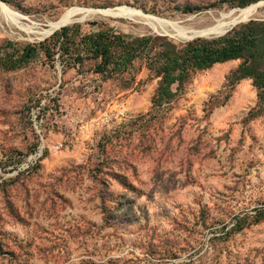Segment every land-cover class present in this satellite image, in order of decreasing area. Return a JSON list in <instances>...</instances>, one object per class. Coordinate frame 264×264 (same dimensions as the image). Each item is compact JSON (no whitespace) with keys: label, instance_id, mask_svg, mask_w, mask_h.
Returning a JSON list of instances; mask_svg holds the SVG:
<instances>
[{"label":"rangeland","instance_id":"374dc122","mask_svg":"<svg viewBox=\"0 0 264 264\" xmlns=\"http://www.w3.org/2000/svg\"><path fill=\"white\" fill-rule=\"evenodd\" d=\"M2 2L22 17L17 26L0 8L4 58L49 39L51 23L73 8L132 7L200 32L249 7L236 0ZM259 3L258 15L227 30L256 32L259 52L254 58L250 48L245 58L264 69ZM74 24L130 44L192 41L121 16L87 15L67 26ZM244 63L197 71L162 107L154 106L162 78L142 59L110 79L91 61L65 67L59 53L0 69V264H264V84L233 76Z\"/></svg>","mask_w":264,"mask_h":264},{"label":"trees","instance_id":"16d2710c","mask_svg":"<svg viewBox=\"0 0 264 264\" xmlns=\"http://www.w3.org/2000/svg\"><path fill=\"white\" fill-rule=\"evenodd\" d=\"M236 1L241 7H246L262 0ZM160 40L157 37L144 38L138 44H130L121 34L108 31L83 34L82 26L74 24L63 27L39 44H29L21 52L14 50L12 55L0 57V69L14 71L42 54L51 60L59 53L65 67L83 66L91 61L95 64L94 72L110 79L114 73L128 71L136 60L142 59L147 61L156 76L162 78L154 99L155 107L173 101L178 95L174 86L180 89L197 71L230 61H245L233 75L238 80L254 78L256 83L264 84V69L251 66L245 58L250 48H255L254 58L259 52L256 32L249 25L235 27L223 36L196 38L178 44L167 37L159 44ZM7 46L14 47V44L9 42ZM1 53L2 47L0 56Z\"/></svg>","mask_w":264,"mask_h":264},{"label":"bare ground","instance_id":"6f19581e","mask_svg":"<svg viewBox=\"0 0 264 264\" xmlns=\"http://www.w3.org/2000/svg\"><path fill=\"white\" fill-rule=\"evenodd\" d=\"M262 5H263L262 3L251 5L235 13L232 12L230 14L223 15V19L220 20L216 25L209 27L208 29L203 30V31L200 30V32H191L185 29L184 27H182L178 22L163 19V18L153 16V15H148L140 10L133 9L132 7L131 8L120 7L116 9H106V10H93V9L90 10V9H85V8H73V9L68 10L65 14H63L62 17L58 21L51 23L50 29L46 31V34L49 35L53 31L61 28L62 26L72 23L77 17H82L83 19V18H86L87 15H103L106 17L107 16L109 17L121 16L125 18L136 19V20H139L145 23L146 25H149L156 31L160 29L165 30V31L171 30V31L176 32L178 35L182 37H188L190 35L192 36L193 34H200V33L201 34H210V33L220 34V33L227 31V29L231 27L232 25H235L241 21L247 20L253 17L254 15H256L258 12V8L261 7ZM0 8H1L2 14L6 17V19L13 22L17 26L20 25L22 17L20 16L19 13L15 12L14 10H12L10 7H8L4 3H0ZM226 19H228L229 21Z\"/></svg>","mask_w":264,"mask_h":264},{"label":"water","instance_id":"95a60500","mask_svg":"<svg viewBox=\"0 0 264 264\" xmlns=\"http://www.w3.org/2000/svg\"><path fill=\"white\" fill-rule=\"evenodd\" d=\"M0 3H3L2 2V0H0ZM67 25H65V26H62L61 28H59V29H57V30H60V29H62L63 27H66ZM57 30H55V31H53L52 33H51V35H53ZM229 31L227 30V31H225V32H223V33H220V34H215V33H212V34H214V36H223V35H225V34H227ZM211 33L210 34H193L191 37H188L187 39H189V40H194V39H196V38H208L209 36H211L212 35Z\"/></svg>","mask_w":264,"mask_h":264}]
</instances>
